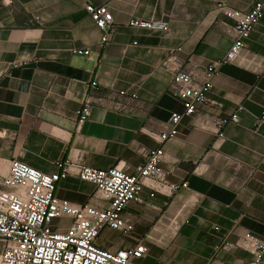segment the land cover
<instances>
[{"label": "crops", "instance_id": "1", "mask_svg": "<svg viewBox=\"0 0 264 264\" xmlns=\"http://www.w3.org/2000/svg\"><path fill=\"white\" fill-rule=\"evenodd\" d=\"M252 2L12 0L0 5V178L13 159L44 173L55 172L59 161L134 172L143 150L162 146L168 180L187 181L188 188L171 197L156 194L152 206L130 202L125 208L134 223L130 236L105 229L99 244L115 249L143 240L148 252L142 264H248L253 256L243 247H216L223 239L236 242L244 231L264 235V120L259 121L264 15L239 57L221 65L212 79L208 97L220 106L203 105L197 114L184 116L178 135L163 144L157 135L172 112L183 111L171 91L172 74L161 61L177 48L184 67L219 61L232 43L234 25L219 4L247 11ZM86 3L106 4L113 15L114 32L104 46ZM132 18L165 19L170 29L162 34L133 28L128 26ZM75 48L91 53L74 54ZM92 81L99 91L90 87ZM120 91L137 95L132 110L93 105L78 124L76 112L88 95L126 102ZM233 112L238 122H228L224 140H217L214 117ZM149 191L143 189V198ZM55 193L83 205L95 186L79 179L72 166Z\"/></svg>", "mask_w": 264, "mask_h": 264}, {"label": "built area", "instance_id": "2", "mask_svg": "<svg viewBox=\"0 0 264 264\" xmlns=\"http://www.w3.org/2000/svg\"><path fill=\"white\" fill-rule=\"evenodd\" d=\"M11 3L12 0H0V5ZM219 9L234 21L232 43L219 61L207 66L190 64L184 67L176 55L180 48L171 50L161 61V66L172 74L171 91L183 106L182 112L170 114L157 135L161 144L178 135V125L184 116L197 114L203 105L220 106L208 97L213 87L212 79L221 65L234 62L244 50L251 32L264 15V0H253L247 11L225 3H220ZM85 10L102 32L100 45L104 46L114 32L112 13L106 4L86 3ZM128 26L162 34H167L170 29L169 21L165 19L132 18ZM72 53L89 55L91 50L75 48ZM90 87L94 91L100 90L95 81L90 83ZM119 95L126 96L127 101L88 95L76 112L78 124L88 118L93 105L123 112L133 109L130 102L138 101L135 93L120 91ZM262 120L264 113L259 121ZM228 122H238L237 112L228 118L214 117L217 140H224L223 129ZM142 154L144 160L134 172L118 165L104 170L59 161L55 172L44 173L13 159L7 175L0 178V240L3 242L0 264H142L141 260L148 252L143 240L111 249L99 244L100 233L112 229L123 237L130 236L134 223L125 212L130 202L152 206L151 200L156 194L171 197L181 188H188L187 181L174 184L168 180L167 172L161 167L164 157L162 146L143 150ZM72 166L79 179L92 182L95 186L91 200L83 205L61 199L55 193L58 182L70 174ZM145 187L150 189L146 199L142 196ZM67 218L69 223L64 222ZM236 246L252 254L253 259L248 264H259L264 260V235L244 231L234 243L221 240L216 250H229Z\"/></svg>", "mask_w": 264, "mask_h": 264}, {"label": "rangeland", "instance_id": "3", "mask_svg": "<svg viewBox=\"0 0 264 264\" xmlns=\"http://www.w3.org/2000/svg\"><path fill=\"white\" fill-rule=\"evenodd\" d=\"M109 242H110V243H113V242H114L113 238H110V239H109Z\"/></svg>", "mask_w": 264, "mask_h": 264}]
</instances>
